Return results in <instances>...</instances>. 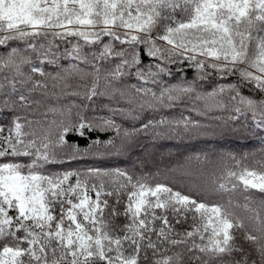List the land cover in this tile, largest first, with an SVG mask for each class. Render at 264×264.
Segmentation results:
<instances>
[{"label": "snow or ice", "instance_id": "obj_1", "mask_svg": "<svg viewBox=\"0 0 264 264\" xmlns=\"http://www.w3.org/2000/svg\"><path fill=\"white\" fill-rule=\"evenodd\" d=\"M0 264H264V0H0Z\"/></svg>", "mask_w": 264, "mask_h": 264}, {"label": "trees", "instance_id": "obj_2", "mask_svg": "<svg viewBox=\"0 0 264 264\" xmlns=\"http://www.w3.org/2000/svg\"><path fill=\"white\" fill-rule=\"evenodd\" d=\"M237 143H239V144H243L244 142L243 141H239V142H237ZM242 150H247L246 148L245 149H242ZM172 151H175L174 149H172Z\"/></svg>", "mask_w": 264, "mask_h": 264}]
</instances>
